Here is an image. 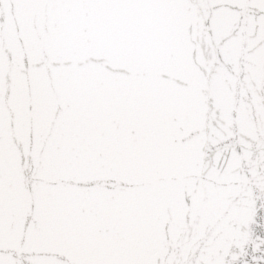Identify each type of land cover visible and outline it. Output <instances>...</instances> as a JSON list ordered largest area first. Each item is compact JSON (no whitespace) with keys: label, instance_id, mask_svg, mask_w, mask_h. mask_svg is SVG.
<instances>
[{"label":"snow or ice","instance_id":"snow-or-ice-1","mask_svg":"<svg viewBox=\"0 0 264 264\" xmlns=\"http://www.w3.org/2000/svg\"><path fill=\"white\" fill-rule=\"evenodd\" d=\"M0 264H264V0H0Z\"/></svg>","mask_w":264,"mask_h":264}]
</instances>
